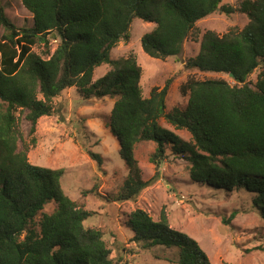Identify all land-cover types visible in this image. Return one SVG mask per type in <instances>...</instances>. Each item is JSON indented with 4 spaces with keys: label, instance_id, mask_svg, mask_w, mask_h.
Returning a JSON list of instances; mask_svg holds the SVG:
<instances>
[{
    "label": "trees",
    "instance_id": "obj_1",
    "mask_svg": "<svg viewBox=\"0 0 264 264\" xmlns=\"http://www.w3.org/2000/svg\"><path fill=\"white\" fill-rule=\"evenodd\" d=\"M21 2L33 16L30 29H17L0 0V264H121L112 259L102 233L84 225L93 214L65 194L64 171L32 165L28 159L30 146L37 144L38 121L53 115V100L70 88L84 100H115L111 128L128 170L117 201L136 200L158 180V173L145 180L135 157L137 144L149 141L157 144L152 163L160 165L171 147L190 162L193 184L252 194L254 209L264 220V0H244L237 7L221 6L223 0ZM216 11L244 14L250 22L224 35L207 31L199 54L185 66L233 74L241 86L190 78L180 88L188 97L187 108L168 114L171 79L145 98L137 58L112 59L119 43L130 40L136 18L155 25L141 38L145 54L166 61L181 57L196 24ZM54 41L58 45L52 53ZM41 44L45 59L33 51ZM103 65L112 70L93 81L94 71ZM259 67L252 86L248 79ZM20 110L28 112L29 144L17 116ZM162 118L176 130L189 131L192 141L183 142L162 129ZM90 156L102 163L100 155ZM51 202L57 205L55 211L43 213ZM127 225L144 250L177 249L178 261L165 259L168 262L211 264L195 239L170 226L164 208L158 221L137 209Z\"/></svg>",
    "mask_w": 264,
    "mask_h": 264
},
{
    "label": "rangeland",
    "instance_id": "obj_2",
    "mask_svg": "<svg viewBox=\"0 0 264 264\" xmlns=\"http://www.w3.org/2000/svg\"><path fill=\"white\" fill-rule=\"evenodd\" d=\"M2 1L7 17L17 29L33 27V16L21 0ZM242 1L223 0L221 6L237 7ZM249 22L250 19L244 14L227 15L216 11L196 24L193 34L184 43L181 57L161 61L146 55L141 45L142 36L151 32L155 25L136 18L130 30V40L121 41L111 56L113 60L131 56L137 58L143 68L140 86L145 98L150 97L153 88L163 89L167 80L171 79L166 97V112L169 114L175 109L187 108L188 97L182 95L180 88L190 78L223 79L231 86H241L229 74L201 72L188 69L185 64L199 54L202 38L207 31L224 35L234 29L243 30ZM57 43L53 42L52 53ZM33 51L43 59L47 58L44 45L35 46ZM110 70V65L99 67L94 71L93 81ZM260 71L259 67L250 75L248 82L252 86L257 82ZM39 98L42 96L39 95ZM114 103L115 100L109 97L84 100L76 88L63 91L52 102L53 115L38 121L35 134L37 144L30 146L28 153L32 165L64 171L61 185L65 194L93 214L84 225L102 233L112 259L121 264H177L165 260L177 262V249L159 247L144 250L133 241L134 234L127 225L129 214L137 209L147 211L153 220L158 221L164 208L170 226L195 239L211 264H264V220L254 209L253 195L245 192L225 193L193 184L190 162L184 156H178L171 147L165 151L161 164L155 165L151 158L157 144L149 141L138 143L135 157L142 164L143 178L149 180L158 173V180L136 200L117 201L128 170L111 128ZM27 113L20 110L17 116L29 144ZM159 125L183 142L192 141L189 131L176 130L164 118ZM91 153L100 155L102 163L92 159ZM56 208L57 205L51 202L43 213L52 214ZM233 213L236 216L231 220ZM224 221H229V224Z\"/></svg>",
    "mask_w": 264,
    "mask_h": 264
},
{
    "label": "water",
    "instance_id": "obj_3",
    "mask_svg": "<svg viewBox=\"0 0 264 264\" xmlns=\"http://www.w3.org/2000/svg\"><path fill=\"white\" fill-rule=\"evenodd\" d=\"M229 75H230V77L234 78V75L233 74H229Z\"/></svg>",
    "mask_w": 264,
    "mask_h": 264
}]
</instances>
